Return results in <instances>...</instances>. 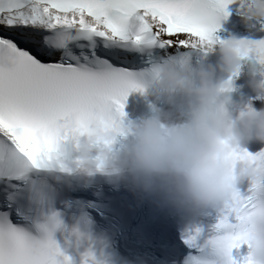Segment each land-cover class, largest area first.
I'll list each match as a JSON object with an SVG mask.
<instances>
[{"label":"snow or ice","instance_id":"1","mask_svg":"<svg viewBox=\"0 0 264 264\" xmlns=\"http://www.w3.org/2000/svg\"><path fill=\"white\" fill-rule=\"evenodd\" d=\"M234 2L0 0V264H71L52 239L61 226L56 212L35 224V236L13 222L22 200L48 198L42 174L57 164L59 139L88 113L124 116L128 94L144 91L141 47L211 51ZM243 41L248 56L264 55V39ZM255 154L264 165V148ZM252 224L264 227V179L240 186L206 232L181 229L173 255L179 264H264V239L248 236ZM81 264L108 261L86 250Z\"/></svg>","mask_w":264,"mask_h":264},{"label":"clouds","instance_id":"2","mask_svg":"<svg viewBox=\"0 0 264 264\" xmlns=\"http://www.w3.org/2000/svg\"><path fill=\"white\" fill-rule=\"evenodd\" d=\"M238 13L264 26V0H247ZM242 68L244 83L234 88ZM153 78L157 103L146 112L127 122L125 114L88 113L61 136L53 183L42 178L49 191L99 174L138 205L201 215L231 201L245 180L264 179L260 157L240 154L253 141L264 148V55L248 56L243 39L228 35L217 41L214 62L164 61ZM248 236L264 239V227L252 224Z\"/></svg>","mask_w":264,"mask_h":264},{"label":"bare ground","instance_id":"3","mask_svg":"<svg viewBox=\"0 0 264 264\" xmlns=\"http://www.w3.org/2000/svg\"><path fill=\"white\" fill-rule=\"evenodd\" d=\"M58 190V189H57Z\"/></svg>","mask_w":264,"mask_h":264}]
</instances>
